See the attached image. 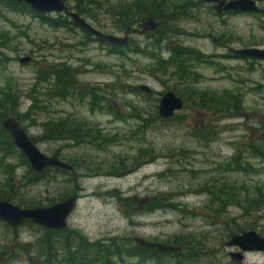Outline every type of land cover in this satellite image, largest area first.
I'll list each match as a JSON object with an SVG mask.
<instances>
[{
    "label": "rangeland",
    "instance_id": "1",
    "mask_svg": "<svg viewBox=\"0 0 264 264\" xmlns=\"http://www.w3.org/2000/svg\"><path fill=\"white\" fill-rule=\"evenodd\" d=\"M168 2L174 12L162 21L164 38L152 53L166 60L164 45H168L198 52L205 61L191 63L189 71L198 78L181 83L171 80L170 70L153 75L147 58L124 54L123 50V55H111L95 41L83 43V32L78 28H50L38 18L6 12L0 5V45L4 47L0 53L8 58L0 66V90L11 82L18 94L19 113L29 109L31 99L37 102L19 124L28 137L42 136L45 123L68 118L95 127L101 138H110L81 143L37 141L36 148L46 156L54 151L65 154L74 163L73 173L57 175L49 171L40 181L25 184L21 179L24 169L11 157L0 161V190L5 187L19 198L36 201H58L74 191L76 202L64 229L79 232L90 243L122 242L128 248L133 238L161 243L190 233L199 241L198 249H179L181 259L175 264H264L262 252L246 253L239 262L229 259L228 253L236 250L224 245L228 240L224 222L229 224L225 220L234 218L235 223H241V210L227 207L219 216L210 211L214 205L208 196L212 187L225 183L249 196L257 187L264 193V62L233 54L251 47L264 48V14L216 15L210 4L200 0ZM67 3V9L73 11L72 3ZM257 5L264 10V2ZM91 13L94 20L81 18L94 30L123 36L112 27L104 10L91 9ZM138 24L132 28L138 30ZM128 39L139 48L159 40L158 36L148 39L136 33ZM20 58L29 60L19 64ZM58 70L72 74L74 90L64 99H51L53 81L38 77L50 78ZM138 86L147 87L149 93L133 91ZM190 87L214 97L234 95L240 108L230 113L195 108L186 100ZM92 89L104 96V102L91 111L88 92ZM166 91L185 100L180 111L161 122L153 118V111L156 113ZM232 157L242 159L243 172L231 171ZM175 193L184 195L168 201ZM154 196L173 206L147 211L142 199ZM122 198L128 203L119 200ZM10 203L19 207L16 202ZM244 218L254 221L252 230L264 238V208ZM17 230L20 243L34 242V229L21 225ZM7 231L1 223L0 245L7 244L9 254L16 247L11 244L13 239L2 236ZM109 259L101 264H160L155 258ZM171 259L164 257L163 263L173 264ZM0 264L30 263L13 255L0 257Z\"/></svg>",
    "mask_w": 264,
    "mask_h": 264
},
{
    "label": "trees",
    "instance_id": "2",
    "mask_svg": "<svg viewBox=\"0 0 264 264\" xmlns=\"http://www.w3.org/2000/svg\"><path fill=\"white\" fill-rule=\"evenodd\" d=\"M62 1L66 6L68 5L67 2H71L72 9L75 13H77L80 17L88 18L90 20H94L91 9L99 10V8H101L106 14L109 15L112 22V27L120 32L131 29L132 25L140 23L146 18H152L157 24L156 29L151 33L147 32L143 34L142 37L145 36L148 39H152L153 36H158L159 40H155V42L150 45H146L143 48H139L131 41H128L124 46H114L107 43L103 39L92 38V36L85 30L76 27L73 23L68 21L67 17L62 18L61 14H56V17H48L45 14H37L33 12L27 5L23 3H16L12 0H0V5L3 6L6 12L19 14L21 16L29 15L33 18H38L41 24H44L50 28H64L65 30L78 28L83 32V43L95 41L99 45L104 46L108 54L123 55V50L124 54L128 53L131 55L140 56L142 58H147L151 62L149 68H151L150 70L153 75L157 73L166 74V72L170 70L169 73L173 77V79L171 78V80H173L174 83H181L185 80L189 81V78H198L195 73L189 71L192 67L191 63L199 64L201 62H205L203 56L198 52L195 53L193 51H182L180 49L171 48L168 47V45H164V48H166V52L168 54L166 60L163 59L159 55V53H157L156 55L152 53V49L157 46L160 47V44L164 38L163 31H160L162 21H166L165 19L167 15H170L169 13L174 12L171 8V3L168 2V0H118L113 2H110L108 0ZM255 1L260 3L264 2V0ZM176 6H180V3H178ZM258 13L264 14V10H259ZM3 48L4 47H1L0 45V49ZM7 62L8 58L0 53V66H3ZM40 77L41 76L38 77V80L46 79L53 81V83L51 82V91L53 92H50L53 96L49 95L51 99H53V97L55 96L60 99H64L66 96H71L72 90H74V85L70 84V82L73 81V76L67 70L55 71L52 75H50V78H47V76L46 78ZM188 85L191 86V84ZM186 90V100H189L191 105H193L195 108L199 107L201 108V110H209L213 112H215L216 110H220L227 113H230L232 110L234 112H237V110H239L240 108V102L234 95L214 97L206 91H200L193 87L190 90ZM133 91L142 93L135 89H133ZM82 95L85 96V94ZM88 96V103L91 111L94 109H99L103 106L101 103L104 102V96L99 95L93 89L88 92ZM18 99V94H16V90L11 82L6 83L5 88L0 90V161L2 162L11 157H14L17 160L18 166L24 169V174L22 175L21 179L22 182L25 180V184L27 182L30 184H34L40 181L48 175L49 171L56 173L57 175H70L71 173H73L72 171L67 172L57 168H46L39 173H34L30 169L26 159L14 147L9 136L1 127L2 121L10 116L14 117L18 124H21L23 122V118H25L29 113V110H32L37 103L34 99H31L32 104L29 109L24 113H19L17 112ZM180 99L182 100V102L183 100H185V98L183 99V97ZM104 107L112 110V107H110L108 104H105ZM114 113L117 114L116 110ZM136 113L137 112H134V116L137 119L138 117ZM153 118H155L156 120H158L159 118L155 113V110L153 111ZM155 119H153V121H156ZM159 119L161 122L168 120L161 118ZM42 131V136L37 138H30L32 144L35 145L37 141L41 140H43L44 142L62 141L81 143L85 142V140L99 142L102 140L106 141L107 139H110L107 137H105V139L101 138L99 135V131L95 127L77 120L70 122L68 118L60 119L55 122L50 121L48 123H45L42 125ZM98 148L102 147L98 145ZM50 156L57 158L60 161L65 162L66 164L68 163V165H70L72 168L75 167L74 163L69 162L70 160H68L67 156L59 151H54L52 154H50ZM230 162L232 165L231 171H244L245 165L244 162H242V159L239 160L238 157H232L230 158ZM115 173L116 170H114L113 174ZM254 191L255 194L253 196H249L246 191L236 189L234 186L228 185L226 183L216 185L215 187L211 188V192L208 194V196L210 197L214 208H210V211L216 213L219 216H223L227 207L233 206L241 210V223H235L234 218L225 220L229 223L226 224V222H224V229L227 232L226 237L229 238L232 235L239 234L244 231H253L252 229L255 228L256 223L254 221L244 218H249L251 214L256 215L257 212H260L261 209L264 208V193H262L260 191V188L258 187L254 188ZM17 195H15L14 191L6 190L5 187H3V189L0 190V201H6L9 203L16 202L19 207L33 209L52 206L70 195L76 198V194L74 191L61 196L58 201H54L53 199L37 201L33 199L24 200L23 198H19ZM183 195V193H175L173 195H170V200L168 199V201H172V197H181ZM119 200L123 201L125 204H127L129 201L128 199L123 198ZM142 201V207L145 206V202L147 204L146 210L150 212L158 210L160 208L173 206L171 202L166 203L167 200L165 201L163 198L156 196L150 197L149 199H142ZM22 225H26L27 227L32 228L37 232L36 235H34L36 236L33 240L34 242L32 244L20 243L18 241L17 228H11L3 224L4 229L7 228L10 231H7L8 234L4 232L2 236H9L10 239H13L11 244L15 245L16 249L12 252L9 251L8 254L6 247L7 244L4 243L0 245V257L16 255L17 259L22 258L24 261H27L30 264H101L107 263L110 260L109 258L116 257L118 259H121V257H135L141 260L155 258L160 264H164V257H172V263L175 264L177 260L181 259L177 252H159L153 249H143L134 244H131L127 248L126 243L114 241H111L109 245L97 242L90 243L82 234L77 231L75 232L63 229L56 232L33 226L29 222H24ZM160 244L169 247H175L178 249L184 248L192 250L193 248L198 249L199 241H197L196 238H194V236L189 233L175 235L171 237V239H168L165 242L163 241Z\"/></svg>",
    "mask_w": 264,
    "mask_h": 264
},
{
    "label": "water",
    "instance_id": "3",
    "mask_svg": "<svg viewBox=\"0 0 264 264\" xmlns=\"http://www.w3.org/2000/svg\"><path fill=\"white\" fill-rule=\"evenodd\" d=\"M10 1V0H1ZM16 3L27 5L33 12L37 14H61L75 26L82 28L92 37L100 38L114 46H124L128 42V31H124L122 37L105 35L94 30L89 26L77 13L67 9L62 0H12ZM203 3L210 4L212 10L216 14L223 13H240V14H256L258 13V5L255 0H200ZM156 22L152 18H146L138 24L137 34L143 35L147 32L151 33L156 29ZM134 33L135 30L130 31ZM233 54L242 58H249L264 62V48H246L233 51ZM28 58H20L19 64L28 62ZM135 90L149 93V89L145 86H138ZM183 102L171 91L162 94L157 105V116L161 119H169L176 112L182 109ZM1 127L9 136L14 147L26 159L30 169L34 173H39L46 168H57L70 172V165L57 158L46 156L39 152L25 131L20 127L14 117L5 118ZM76 198L72 195L67 196L61 201L49 207L43 208H20L6 201H0V222L9 227H19L24 222H30L32 225L51 231H61L66 226V221L71 214ZM132 243L143 249H153L159 252H178V248L169 247L160 243L148 242L143 239L133 238ZM225 247L235 249L229 252L228 257L233 262H239L244 258V254L250 252L264 253V238L258 236L254 231H244L239 234L232 235L225 242Z\"/></svg>",
    "mask_w": 264,
    "mask_h": 264
},
{
    "label": "flooded vegetation",
    "instance_id": "4",
    "mask_svg": "<svg viewBox=\"0 0 264 264\" xmlns=\"http://www.w3.org/2000/svg\"><path fill=\"white\" fill-rule=\"evenodd\" d=\"M261 16H264V15H261ZM263 25H264V23H263ZM263 29H264V27H263ZM130 31H131V30H129V31H128V35H131V34H134V33H136V32H134V33H131ZM141 36H142V35H141ZM71 168H72V167H71ZM72 170H73V168H72ZM70 172H71V171H70Z\"/></svg>",
    "mask_w": 264,
    "mask_h": 264
}]
</instances>
